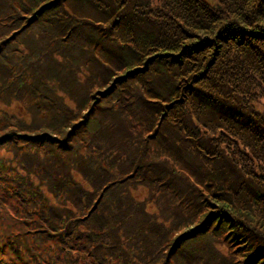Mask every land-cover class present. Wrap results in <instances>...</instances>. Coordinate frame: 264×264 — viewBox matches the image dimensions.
<instances>
[{
    "label": "trees",
    "instance_id": "trees-1",
    "mask_svg": "<svg viewBox=\"0 0 264 264\" xmlns=\"http://www.w3.org/2000/svg\"><path fill=\"white\" fill-rule=\"evenodd\" d=\"M258 91L264 0H0V204L48 243L3 226L32 264H264Z\"/></svg>",
    "mask_w": 264,
    "mask_h": 264
},
{
    "label": "rangeland",
    "instance_id": "rangeland-1",
    "mask_svg": "<svg viewBox=\"0 0 264 264\" xmlns=\"http://www.w3.org/2000/svg\"><path fill=\"white\" fill-rule=\"evenodd\" d=\"M161 1L163 3V0H161ZM205 1H209L210 4L212 5V3L214 4L216 0H205ZM214 7H215V5H214ZM173 10L174 11L179 10L177 5L173 8ZM213 70H216L215 66L213 67ZM231 82H233V81H228L226 86ZM257 90H259V88H257ZM230 93H232V95H234L233 91H230ZM257 96H258V100L260 101V103L255 102L253 107H255L257 109H263L264 110V94L262 95V92L258 91ZM186 105L189 106L190 111L192 112L193 106L191 105L190 99H188L186 101ZM22 113H23L22 111H19V115H21ZM203 117L205 118V120L208 123V118H207L205 113H203ZM214 122H216V121H214ZM212 124H213V122L211 124H208V125L211 127ZM201 129H203V127H201ZM179 133L182 134L183 132H179ZM189 144L192 145V143H189ZM37 147H39V146H37ZM46 148H47L46 145L45 146L43 145L42 150L39 149L38 151H32L31 153H29V155L32 156L34 159L36 158V155H41V156L45 155L47 157V159H49L52 157V155H49V154H52V153H46L47 152ZM1 151L2 152H0V156H2V157L5 156V158H7V157L13 156V153L10 152L8 149L2 148ZM19 152H20V154H16L14 156V158L18 159V161H21V160H23L22 157H24V154H26L28 151L27 152L24 151L23 153H22V151H19ZM192 154H194L193 151H192ZM20 156H22V157H20ZM248 158H251V156L248 155ZM263 159H264V157H263ZM250 167H252V170L254 173L262 174L264 177V163L263 162H261V166H259L258 161L255 160L253 163L250 164ZM73 176H77L75 171H73ZM193 184H194V182H193ZM4 187L6 188V185H4ZM194 187L196 188V191L198 190L202 193L205 191V193H208L207 185L205 183H203V181L198 180V182H196L194 184ZM8 188H9V186H8ZM4 192H5V190L0 189V196ZM132 192L136 198L138 197L137 200H139L141 203H143L144 207H146V209L148 211L154 213V216L156 218L163 219L164 214H166L167 217L170 216V213H169L170 208L167 206V203L163 198H160L157 195L156 199L152 200L149 196L148 190L143 186H137L136 189L132 190ZM0 202H1V200H0ZM1 206H0V227L3 225H6V224L11 225V224H15V223L25 222L24 226H21V230H22V232L26 233V236L23 239H24V241L26 240L27 248L31 246L33 241L37 242L39 240L37 243H40L41 245H44V242L45 243L47 242V241H44V239L39 238V236L36 235L37 232H31V233L27 232V230L30 228L34 229V227H37V226L43 227V224L40 221H36V220H38L37 214H30L29 220H24L23 218L20 217V216H22V213H20L19 211H14L13 209H11V211L4 212V208H3V206L2 207ZM5 213H6V215H5ZM262 218H264L263 215H260L259 213H255V217H254L253 221L254 222L260 221V223H263V225H264V221L262 220ZM169 220L170 219H168V221ZM19 226L20 225H16V228H18ZM3 228L5 229V231L0 230V264H30L32 252H33V255H35V253H37V251H33V249L29 250V251H27L26 256H24L23 255V253H24L23 242L21 241V239L18 236H15L13 234L14 233L13 231L16 229H14V227H12V226H10V227L3 226ZM9 231H11L10 237L8 239H6V235ZM220 240H223V237H220ZM16 244H17V246H16ZM15 246H16V248H15ZM215 246L217 249L220 250L219 252L222 255L230 256L232 258V261L234 264H252V263L255 264L257 261L256 259L252 262H246L245 261V259H246L245 253L246 252H245V249L243 248V243L241 241L228 242V241L224 240V243L219 242V243H216ZM14 249H15V251H14ZM43 249H44V247H43ZM44 264H45V261H44Z\"/></svg>",
    "mask_w": 264,
    "mask_h": 264
}]
</instances>
